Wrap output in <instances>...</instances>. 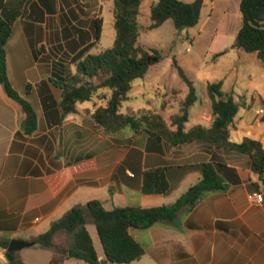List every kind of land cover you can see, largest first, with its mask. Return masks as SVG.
<instances>
[{"label":"crops","instance_id":"obj_1","mask_svg":"<svg viewBox=\"0 0 264 264\" xmlns=\"http://www.w3.org/2000/svg\"><path fill=\"white\" fill-rule=\"evenodd\" d=\"M239 1L226 0L219 22L233 40L241 26ZM113 5L114 0H0V19L11 24L5 43L7 77L36 116L33 129L26 131L22 105L0 83V241H34L71 206L91 199L100 200L105 209L171 204L199 180V164L213 157L236 167L238 182L207 192L191 210L179 211L173 223L131 228L144 253L129 263L108 261L87 228L96 264H264V178L251 171L248 155L203 141L171 144L148 128L106 132L91 116L94 100L63 110L60 83L76 73L78 59L113 44ZM232 42L227 52L240 56L244 50L230 48ZM223 86L224 93H233ZM238 99L231 140L251 136L264 146V125L257 117L264 99L258 94L249 102ZM162 114L168 121L167 108ZM211 121L205 93L186 126ZM158 168L167 191L144 193V172ZM252 191L261 192L263 200L250 199ZM21 249L15 253L23 264H44ZM50 255H44L46 264ZM0 264H11L1 245ZM62 264L86 263L68 258Z\"/></svg>","mask_w":264,"mask_h":264},{"label":"trees","instance_id":"obj_2","mask_svg":"<svg viewBox=\"0 0 264 264\" xmlns=\"http://www.w3.org/2000/svg\"><path fill=\"white\" fill-rule=\"evenodd\" d=\"M142 0H114L113 44L97 53H86L79 58L76 73L60 83L61 106L71 112L79 102L94 100L91 112L94 121L106 132H118L124 128L135 131L148 128L159 131L171 144L203 141L215 148L246 154L250 169L264 178V146L259 139L243 136L240 141L230 138V127L240 104L231 93L222 91V80L207 82L206 93L211 102L212 121L209 125L195 124L187 127L189 107L197 100L194 84L182 70L179 73L188 85L180 113L166 121L150 109L137 111L131 106L122 110L123 103L130 98L132 82L145 75L148 68L161 59L155 48L145 47L138 42L141 26L138 17ZM241 26L230 48H241L254 52L264 67V0H240ZM150 23L147 28L160 26L172 19L177 30L190 26L193 21L191 2L184 0H152L149 6ZM11 33V24L0 19V83L6 93L20 102L24 111L22 125L26 131L33 129L36 121L34 110L14 90L6 73L5 43ZM99 39V29L96 40ZM225 48L216 53L223 54ZM97 78L98 82H93ZM102 102V103H98ZM260 120L264 122V115ZM201 177L190 185L171 204L150 207L115 206L105 209L98 199L84 204H74L62 216L53 220L49 228L34 238L35 244L49 248L48 264H62L68 258L96 264L98 255L86 227L90 220L102 245L106 259L113 263H129L144 253L143 246L130 234L131 228L145 229L160 223H173L179 211L191 210L209 191H223L238 182L237 168L213 157L199 164ZM168 184L162 169H152L143 174L144 193H164ZM64 234V242H55V236ZM6 249L10 262L18 258L7 250L8 241H0Z\"/></svg>","mask_w":264,"mask_h":264},{"label":"rangeland","instance_id":"obj_3","mask_svg":"<svg viewBox=\"0 0 264 264\" xmlns=\"http://www.w3.org/2000/svg\"><path fill=\"white\" fill-rule=\"evenodd\" d=\"M151 2L152 0H142L138 17L141 26L138 42L145 47L157 49L161 59L152 64L143 77L133 80L130 99L123 103V111L126 105H131L137 111L150 109L163 116L162 113L167 108L170 121L173 115L180 113L188 90L178 69L195 86L197 100L189 107V120L193 119L199 99L206 93V81L222 80L223 88L232 90L233 97L239 104L238 95L248 102L256 94L264 99V67L254 52L243 51L240 56L232 52L216 55L218 51L229 49L233 40L232 35L219 25L224 16L226 0H205L200 7L198 21L180 30L175 28L172 19L165 20L156 28H147L150 23ZM188 45L190 49L187 51ZM92 80L98 82L97 78ZM261 108L262 111L257 114L260 118L264 115V104ZM86 227L94 239L100 242L94 224L89 221ZM65 240L64 234L59 235L58 242ZM21 253L33 255L35 260L46 264L44 255L48 257L51 250L34 245L23 247Z\"/></svg>","mask_w":264,"mask_h":264},{"label":"water","instance_id":"obj_4","mask_svg":"<svg viewBox=\"0 0 264 264\" xmlns=\"http://www.w3.org/2000/svg\"><path fill=\"white\" fill-rule=\"evenodd\" d=\"M201 3H202V0H193L191 2V6L193 10V21L190 23V26L194 25L198 21ZM262 184L264 185V179L262 180ZM33 244H34V241H26L22 239L13 238L8 241L7 250L15 253L21 248L26 247V246H31ZM11 264H23V262L20 258H16L11 262Z\"/></svg>","mask_w":264,"mask_h":264},{"label":"built area","instance_id":"obj_5","mask_svg":"<svg viewBox=\"0 0 264 264\" xmlns=\"http://www.w3.org/2000/svg\"><path fill=\"white\" fill-rule=\"evenodd\" d=\"M189 45L186 47V50L188 51ZM248 197L256 202H261L263 200V194L261 192L252 191L248 193Z\"/></svg>","mask_w":264,"mask_h":264}]
</instances>
